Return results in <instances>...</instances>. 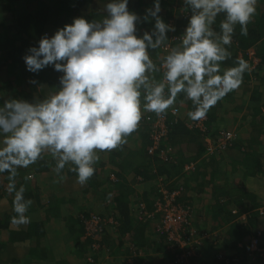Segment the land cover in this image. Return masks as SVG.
<instances>
[{
  "label": "clouds",
  "instance_id": "obj_1",
  "mask_svg": "<svg viewBox=\"0 0 264 264\" xmlns=\"http://www.w3.org/2000/svg\"><path fill=\"white\" fill-rule=\"evenodd\" d=\"M257 2L182 0L187 23L172 47L166 41L176 28L161 17V0H151L143 15L129 10V0H106L100 19L75 17L41 36L22 57L25 71L35 75L51 66L62 74L59 86L31 101L0 93V174L8 173L6 191L14 194L11 223H30L32 201L25 199L23 186L16 187L18 169L47 154L57 176L69 166L83 186L95 173L98 153L126 144L143 112L166 114L183 94L194 106L189 119L200 121L239 89L251 70L248 62L239 58L233 67L222 65L230 58L236 27L248 35ZM140 24L151 28L140 33ZM162 47L167 51L157 64L149 51Z\"/></svg>",
  "mask_w": 264,
  "mask_h": 264
},
{
  "label": "trees",
  "instance_id": "obj_2",
  "mask_svg": "<svg viewBox=\"0 0 264 264\" xmlns=\"http://www.w3.org/2000/svg\"><path fill=\"white\" fill-rule=\"evenodd\" d=\"M105 3L106 0H0V65L3 64V66L6 67L2 69V71L0 70V76L3 74L2 81L0 80V93L4 94V99L16 98L31 101L34 98L44 97L50 92H54V88L59 86V76L62 74L53 71L51 66L35 75L28 73L25 71L22 57L27 54V49L29 47L36 46L37 41L41 36L45 34L51 36V34H53L64 22L69 24L73 18L81 16L86 20L100 19L104 15ZM147 7H151V0H129V10L134 11L139 15H143L144 10ZM161 8L162 11L160 15L164 21L174 25L176 28L174 33L168 34L169 40L166 41V45L169 47L176 46L180 43L179 36L183 33V29L187 23V12L184 9L182 0H161ZM220 19H222V17H218L217 25L214 26L217 31L219 30L218 24ZM150 28L151 24L138 25L140 33L149 30ZM247 28L248 35L242 36L240 34L239 26L236 27L232 37V44L228 47V51L231 54L230 58L223 63L222 67L230 68L235 66L236 61L239 58H243L250 66L251 59H248L247 50L252 52L250 57L256 59L257 62L253 69L244 73L243 82L239 89L227 94L216 104L215 107L208 111L204 121L205 133L199 132L197 129H188L187 121L189 118L186 122H181L178 119L179 116L172 118L170 112L167 111L166 114L163 115L166 117L168 134L157 151L159 152L163 149H169L171 151V158L168 161H161L157 155L150 156L147 153L148 148L151 146L150 133L152 125L157 116L155 113L151 112V116L154 115L153 120L139 122L137 130L127 137V142L131 143L134 149H125V146L122 145L111 153L116 158L121 157L124 153H126V157H128V155L132 157L131 161L126 163V166L119 168V173L117 174L118 179L121 178L120 172H126L128 170L135 172V176H140L143 183L146 184L151 178L154 179L157 175H160L162 183L166 189L170 188V190H175V187H181L183 190L186 189L185 185L183 183L181 184L177 179L179 178L178 174L182 171L181 175L184 176L195 172L196 163L190 160L192 158H186L181 153V137L186 134L184 132L185 130H187L190 135L188 136L190 141L201 140V142L203 134L215 137L221 131H230L234 137L231 140L230 145L221 153H231L234 149L242 148L243 153L246 152L245 155L247 152L253 156L256 155V149L254 148L256 146L260 147L262 143H264L263 139L261 141V138H263L262 130H260V132L257 130V128H262L264 126V0H258L256 14L252 17ZM162 48L149 51L150 57L157 64H159V58L166 54ZM1 52H5V57H1ZM8 72H13L10 74L13 75L15 85L10 83L8 79V76L10 75ZM30 80H35L37 83H29ZM249 88H251L250 93L246 92ZM245 99H247L246 103H249L247 113L239 119L237 127L234 128L236 119L230 117V112H240L242 109L241 104H245ZM176 100H180L184 102V104L186 103L189 105V107H191L189 112L194 110L192 102L185 99L183 94L178 95ZM238 101L240 102L239 105ZM171 109L175 108L172 107ZM146 115L149 114H145L144 116ZM144 116H142V119ZM255 117H259V119L254 120ZM169 138H171V142H169ZM168 142L170 145L167 144ZM172 146H174V150ZM261 155L262 156L260 157H264L263 152ZM46 156L47 154H45L43 158L38 160L34 165H31L26 169H18V174L15 178L17 189L23 186L25 189V199L34 200L32 201V204L33 202H37L38 189L35 187L32 188L29 185L28 180L32 178L31 174L37 175V173L45 172V166L47 164ZM212 156L213 155H205V157H208V160H210L209 158ZM196 157L197 156H195V158ZM185 164L187 166L192 165V169H183V165ZM98 167H102L101 159L95 166L94 175L96 174V169ZM65 168H67V166ZM216 170L217 168L214 167L213 171ZM66 172L67 175H73L76 178L74 172L69 170ZM102 174L106 173L103 172ZM94 175L85 184L86 188H94L95 184L92 181ZM7 176L8 173L0 174V207L3 212L10 214L7 215L3 212L0 213V229L9 231L17 230L19 233L21 232V237L23 236L22 232L24 231L29 232L34 239L35 236H42L45 227L47 228L46 222L49 221L48 219L56 222V220H58L57 215H45V217L42 218L44 220L38 221L30 219L31 221L27 225L16 226L12 224L11 218L15 216L12 208L14 194H9L6 191L8 184ZM175 179H177V181L174 184L173 181ZM117 181L112 183V185L117 188V196L111 197L109 194H100V198H98L100 202L102 201L103 204L108 206V208L110 207L109 213H112V215L110 214L109 216L113 217V215H117L119 223L122 222L124 226L130 224L133 219H136L140 223L151 224L153 220L146 218L142 213L138 214V207L141 205L140 203H142V200L146 201L149 199L150 193H152L153 199L158 198L159 194L156 191H150V193L149 191L143 192L141 196L142 200L135 201L134 204H136V206L133 210L131 209L132 211L130 210L133 218L131 217V214H129L128 209L129 199L133 195V190L128 186H125V184H121L122 182L118 183ZM105 182V180H102L101 184H104ZM56 200L58 201L55 195L49 194L46 203L39 201L38 204L42 210L47 209L48 213H53L55 212V209L52 206H54ZM71 201H73V199ZM73 202L76 203L78 201ZM72 205L74 218L68 223V228H70V231H75V229H77L74 251L79 252L80 248L83 251L82 254L87 251L83 256L85 258V261L83 260L84 264H94L93 258H95L94 254L96 251H94L93 248L95 242L92 238L84 237L82 220L89 215H97L105 222L102 227L103 235L107 229V224L110 223L108 218L111 217H104L89 210H80L78 209V205ZM256 206V203L250 204L252 209H255ZM241 209L243 211L242 213L250 211L248 209H243V206ZM31 211L32 206H30L26 213L28 217L30 216L29 213ZM237 215L233 216L232 219H226V224H231V227L229 237L224 243V245H226L224 248L225 250H230L232 254H226L223 251H218L215 254L213 253L211 257L212 264H225V262H228V264L260 263L261 257H259V253L250 251V241L252 239L257 240L258 249L264 248V226L260 224L258 226L260 229H257V218L260 219V217H258V214H251V217L248 218L246 223L239 221L233 222V220L237 218ZM156 226L154 230L159 232V234L161 233L164 235V233L158 229V224ZM246 235L253 237L249 243L245 242L243 239ZM164 239L163 247L166 248L167 254L170 257V259L167 260V264H176L178 253L170 248V243L165 235ZM98 244L99 247L100 245L102 247L100 239ZM202 248L203 247L201 246L200 249ZM200 249L196 252L194 258H199L201 252L202 254L203 252L206 254L205 249ZM157 250H160V246L157 247ZM45 253L46 252L44 251L40 252L42 256H46ZM211 254H209V256ZM58 264L66 263L65 261H62Z\"/></svg>",
  "mask_w": 264,
  "mask_h": 264
},
{
  "label": "crops",
  "instance_id": "obj_3",
  "mask_svg": "<svg viewBox=\"0 0 264 264\" xmlns=\"http://www.w3.org/2000/svg\"><path fill=\"white\" fill-rule=\"evenodd\" d=\"M248 51H246L248 59H251L252 65L254 64L251 65L252 68L250 67V69H253L256 64L253 62L255 59L249 56L250 52ZM1 57H5V52H1ZM4 68L6 67L1 64L0 70L2 71ZM8 73L10 83L15 85L13 75L10 74L13 72ZM2 78L3 74L0 76L1 81ZM246 92L250 93L251 88L247 89ZM246 100H244L245 104H241L240 112H230V117L236 119L234 128L237 127L239 119L247 113L249 103H246ZM172 107L178 110L179 121L186 122L191 107L180 100H176ZM145 114L150 116H144ZM142 116L144 117L140 122L151 121L154 117V115L151 116V112H143ZM258 119L259 117L254 118V120ZM257 130L259 132L262 130L263 138L261 141L263 139L264 142V126L257 128ZM184 132L186 134L181 137V153L186 158H192L190 160L196 163V171L184 176L181 175L182 171L178 174L179 178L177 179L185 185L186 189L183 190L182 188L177 203L188 208V219L191 226L199 233L207 234L206 240L202 243L203 248L200 249H205L206 254L201 252L202 256L195 258L192 264H212L213 253L223 251L226 254H232L230 250L224 248L231 227V224H226V219H232L238 213L233 222L246 223L251 214H258L260 219L257 218V229H260L258 227L260 224L264 226V157H260L262 152L264 153V143L260 147L254 148L256 149L255 156L248 152L245 155L246 152L243 153L242 148H238L231 153L215 154L208 160V157H205L206 154L204 155L203 148H201L203 141H190L187 130ZM169 142H171V138H169ZM124 146L125 149H134L129 142ZM172 148L175 149L174 146ZM112 151L98 154L102 160V167L96 169L92 181L97 186L94 185L92 189L86 188V185H79L75 176L67 175L66 171L69 166L57 176L53 170L55 167L53 158L50 155L46 156L45 172L37 173V175L31 174L32 178L28 180L32 188L38 189L37 202H33L31 205L32 211L29 213L31 216L29 218L38 221L44 220L42 218L45 215L53 214L57 215L58 220L55 222L48 219L47 228L45 227L43 235L35 236V239L29 232H22L23 236L21 237V232L19 233L17 230L0 229V264H58L62 261H65L66 264H84L85 258L83 256L87 251L82 254L83 251L80 247L79 252L74 251L77 229L70 231L68 228V223L74 218L72 204L78 205L80 210H89L104 217H111L109 216L112 215L109 213L110 207L108 208L98 198H100V194H109L111 197L117 196V188L112 185L114 181L118 180V183L122 182L121 184H125L133 190V195L128 204L129 214L136 206L135 201H140L143 192L156 191L159 194L158 198L153 199V195L150 193L149 199L146 201L141 199L142 203H140L146 212L151 213L153 211L155 202L161 196L160 189H158V178L161 176L157 175L154 179L151 178L146 184L143 183L140 176H135V172L127 170L120 172L121 178L118 179L119 168L126 166L132 157L129 155L126 157V153H124L121 157L116 158L111 154ZM195 156L197 157L195 158ZM185 165H183V169L187 167ZM214 167L217 168L216 171H213ZM103 172L106 174H102ZM177 179L173 182L176 183ZM102 180L106 182L101 184ZM49 194L55 195L58 199L52 206L55 209L53 213H48L47 209L42 210L38 204L39 201L46 203ZM72 199L78 202L74 203L71 201ZM255 203L257 206L252 209L250 204ZM242 206L243 209L250 211L242 213ZM1 212L3 211L0 207ZM158 216L154 215L148 218L153 220L151 224L140 223L133 219L126 226L122 222L119 223L117 215L108 218L110 223L107 224L105 233L100 237L102 247L100 245L94 254V264H167L170 257L166 248L163 247L164 235L154 230L155 226L159 224ZM131 217H133L132 214ZM252 238V236L246 235L243 239L249 243ZM159 246L160 250H157ZM41 251L46 252V256H42ZM209 254L211 255L209 256Z\"/></svg>",
  "mask_w": 264,
  "mask_h": 264
},
{
  "label": "built area",
  "instance_id": "obj_4",
  "mask_svg": "<svg viewBox=\"0 0 264 264\" xmlns=\"http://www.w3.org/2000/svg\"><path fill=\"white\" fill-rule=\"evenodd\" d=\"M162 49L165 52L167 51L166 47ZM169 112L172 118L178 117L177 109H171ZM205 119L200 121H192L189 119L187 121V128L190 130L197 129L199 132L205 133ZM167 132L166 117L164 115H157L152 125L150 133L151 146L148 148L147 153L150 156L157 155L161 161H168L171 158V151L169 149L157 151L166 139ZM233 137L234 135L226 130L219 132L215 137L203 134L204 154L215 155L221 153L230 145ZM185 169H192V165L187 166ZM158 182V189H160L161 196L155 202L153 211L151 213L146 212L141 204L138 207V214L142 213L146 218L159 215L158 229L164 233L170 243V248L178 253L176 264H192L195 260L196 252L201 248L203 241L206 240L207 234L199 233L191 226L188 219V208L177 203L182 188L175 187V190H170V188L166 189L161 177L158 178ZM82 223L84 237L94 240L95 245L93 250L97 251L99 249L98 241L102 235V227L105 222L97 215H89L82 220ZM250 251L259 253V257H261L259 264H264V248L258 249L256 239L250 241ZM225 264H228V262H225Z\"/></svg>",
  "mask_w": 264,
  "mask_h": 264
},
{
  "label": "rangeland",
  "instance_id": "obj_5",
  "mask_svg": "<svg viewBox=\"0 0 264 264\" xmlns=\"http://www.w3.org/2000/svg\"><path fill=\"white\" fill-rule=\"evenodd\" d=\"M65 24H66V23L64 22L62 25L59 26V28H62ZM69 24H70V23H69ZM51 35H52V34H51ZM248 52H250V53H249V56H251V55H252V52H251V51H248ZM253 62L256 63L257 60L255 59V60H253ZM251 65H252V64L250 63V67L252 68V66H253L254 64H253L252 66H251Z\"/></svg>",
  "mask_w": 264,
  "mask_h": 264
}]
</instances>
